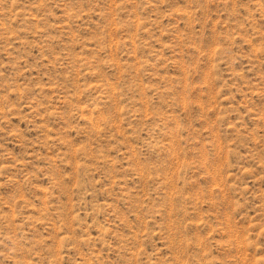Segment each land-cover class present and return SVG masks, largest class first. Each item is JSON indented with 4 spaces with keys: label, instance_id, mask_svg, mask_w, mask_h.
Wrapping results in <instances>:
<instances>
[{
    "label": "rangeland",
    "instance_id": "obj_1",
    "mask_svg": "<svg viewBox=\"0 0 264 264\" xmlns=\"http://www.w3.org/2000/svg\"><path fill=\"white\" fill-rule=\"evenodd\" d=\"M0 264H264V0H0Z\"/></svg>",
    "mask_w": 264,
    "mask_h": 264
}]
</instances>
